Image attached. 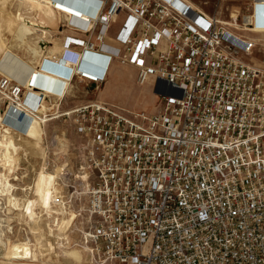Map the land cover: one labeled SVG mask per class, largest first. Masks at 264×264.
I'll list each match as a JSON object with an SVG mask.
<instances>
[{"label": "built area", "instance_id": "built-area-1", "mask_svg": "<svg viewBox=\"0 0 264 264\" xmlns=\"http://www.w3.org/2000/svg\"><path fill=\"white\" fill-rule=\"evenodd\" d=\"M240 1L225 21L189 0H50L63 22L48 60L68 75L44 76L61 90L38 62L22 82L0 73L23 115L57 110L74 78L98 88L114 60L154 78L155 111L89 99L60 113L81 140L89 264H264V40L245 35L264 0Z\"/></svg>", "mask_w": 264, "mask_h": 264}, {"label": "rangeland", "instance_id": "rangeland-1", "mask_svg": "<svg viewBox=\"0 0 264 264\" xmlns=\"http://www.w3.org/2000/svg\"><path fill=\"white\" fill-rule=\"evenodd\" d=\"M195 2L211 13L217 9L220 19L225 21L229 20L230 13H241L245 8L240 0ZM22 4V0H0V73L12 77L18 75L14 78L21 82L27 79L26 74L15 62L9 63L4 59L7 50L12 59L18 57L34 66L40 59L39 55L48 52L47 47L59 46L57 37H60L59 32L54 30L43 38L40 36L42 29L38 28L25 35V39L17 38L11 20ZM122 18L123 15H120L118 20ZM58 21L60 26L63 17L60 16ZM253 30L261 31L264 28L255 27ZM245 35H256L258 40H264L260 34L245 32ZM11 54H16V58ZM135 70L130 64H120L114 60L108 66L107 81L98 88L91 84L73 82L70 95L62 100L57 110L43 103L28 118L29 128L23 131L22 127H13L12 124L11 136L19 142L21 148L17 151L11 171L0 161V264H89L86 251L77 245L87 224L86 216L83 215L85 184L81 179L82 173L78 171L81 140L73 130L70 117L60 113L84 99H100L126 113L155 111L160 99L155 94L157 87H154V78L150 76L144 84L139 85L131 78ZM4 109L5 102L0 97V114L4 115ZM48 110L52 117L47 118ZM11 122L10 118L6 123L11 126ZM20 131L25 138L20 136ZM4 179L13 184L9 193L6 192ZM52 186L55 192L51 191ZM28 209L35 213L33 217L28 214ZM22 241H26L27 249H30L25 255L27 258L8 259L7 248Z\"/></svg>", "mask_w": 264, "mask_h": 264}, {"label": "bare ground", "instance_id": "bare-ground-1", "mask_svg": "<svg viewBox=\"0 0 264 264\" xmlns=\"http://www.w3.org/2000/svg\"><path fill=\"white\" fill-rule=\"evenodd\" d=\"M22 1L24 3V4H22V7L19 8L16 11V13L13 14V20H11V21H13V24L11 23L12 25L11 24H8L7 25V26H10L11 25V26H13V28H15V32H16L17 38L23 39L25 35L31 34L36 29L38 30V28H41L42 29L41 30V32H42L41 34L42 35H40V36H42L43 38L46 37L47 35L51 34V31L57 30L59 32V28H60V26L62 24V21L60 22V26H59V21L58 20H59V17L61 15L59 16V13H56L52 9V7H50V5L48 6V3H50V0H22ZM69 12H71V11H69ZM9 17H11V16H9ZM12 31H10V32L12 33ZM252 31H255V30H252ZM52 33H54V32H52ZM59 34H60V32H59ZM59 50H60V48L58 49L57 46L50 45L49 47H47V51H48L47 53H45L43 55L42 53L44 52V50L42 51V53H41L42 55H39L40 56V59L38 61V65L36 67L37 70H38V72H41L43 75H45V73H44L45 68L43 69V67L40 65V63L43 60L50 62L48 60V58H49L48 55L49 54H52V53H55V52H58ZM11 55L12 56H15L16 54L15 55L11 54ZM16 56H15V58H16ZM4 59H6L9 63L10 62H12V63L15 62L18 66H20L24 70V73L26 74L27 79L29 78L32 69H34V66L33 65H31L29 62L27 63V62L23 61L21 58H18L17 57L16 60L12 59L10 57V51H8V50L6 52V57ZM46 74H48V73H46ZM65 91H66V89H65ZM22 107H23L22 110H26V112H28V108L26 106H22ZM31 113H32V115L34 114L33 111ZM32 115H30L28 113H25L23 115V113L20 110H18L16 108L9 107V106L8 107H5V109H4V115L0 114V126H1V128H0V161L2 162V164L4 166L7 167L8 171H11L13 169L12 166L14 165L13 162L16 161L17 151H18V149L21 148V146H19V142L16 141V140H14L12 138V136H11V133H12V124H13V127H16L17 125H18L19 128L22 127V129L24 131L26 128H29L30 124H29V119L28 118L31 117ZM10 118H11V121H12L11 122V126H9L6 123L7 120L10 119ZM41 120H42V118H41ZM43 120H45V118H43ZM22 122H24L25 125ZM19 128H17L18 131H19ZM19 133H20V136L21 137H24L23 136L24 133L22 131H20ZM1 167H2V165H1ZM4 180H5V184L7 186L6 192L9 193L10 188H12V185L13 184H10L8 182V180L6 181V179H4ZM1 181H2V179H1ZM4 189L5 188H3V190ZM54 190H55V188L53 189V186H52L51 187V191L53 192ZM13 199H14V197H13ZM13 199H10V200H13ZM24 205H27V203H25ZM32 208H34V207H32ZM31 210L32 209H28V211H29L28 214L30 215V217H33V215L35 213L33 211H31ZM33 223H34V218H33ZM35 231H37V230H35ZM18 242L11 244L7 248V256H8V259H17V260L18 259H21L22 260V259H26L27 258L25 255H26V253L30 252V249L29 248L27 249V243H26V241L25 242L22 241L20 243H18ZM17 264H22V263L21 262H17Z\"/></svg>", "mask_w": 264, "mask_h": 264}, {"label": "crops", "instance_id": "crops-1", "mask_svg": "<svg viewBox=\"0 0 264 264\" xmlns=\"http://www.w3.org/2000/svg\"><path fill=\"white\" fill-rule=\"evenodd\" d=\"M64 1H66V2H68V3H70V4H74V3H76V0H64ZM83 1L85 2L86 0H81V2L79 3V5H80V7L84 10V11H86V12H90V13H92L93 11H94V9H93V7H87L84 3H83ZM191 3H193L196 7H199L200 9H202L204 12H206V13H210V12H208V11H206L205 9H203L202 7H200V5L199 4H197L196 2H195V0H189ZM254 12H255V24H256V27L257 28H264V6L263 5H257V6H255V8H254ZM119 20L117 21V22H115L114 24H112L111 25V28H110V30H109V36L110 37H112L113 35H114V33L117 31V29H118V26H119ZM73 23H75V24H77V25H81L80 24V22H73ZM67 30V29H66ZM65 29H64V32H67ZM68 32H70V31H68ZM251 34H260V35H262V37L264 38V30H255L254 32H251ZM255 36L256 35H254V36H252L251 35V37H253V38H255ZM58 38V41H59V43H60V41H61V35H60V37L58 36L57 37ZM107 43L108 44H110V45H112L113 44V42L111 41V40H107ZM57 48L59 49V46H57ZM96 60H97V62L98 63H101V61H102V59L101 58H95ZM111 63H113V61L111 62ZM110 63V64H111ZM40 65L43 67V69L45 68V71L44 72H48V74L49 73H51L52 75H57V76H61V77H66L67 75H68V72H67V70H65V69H63V68H61V67H59V66H56L55 64H53V63H51V62H48V61H45V60H43L41 63H40ZM134 69H136V67H134V66H132ZM41 68V67H40ZM137 70V69H136ZM136 70H135V72L133 71L132 73H131V78L132 79H135V76H136ZM107 78H108V72H107V76H106V80H105V82L107 81ZM74 82H76V79L74 78ZM104 82V83H105ZM39 83L41 84V86L42 87H44V88H51V89H53V90H56V91H60L61 90V87H62V83L61 82H59V81H57V80H55V79H52V78H50V77H47V76H40V81H39ZM72 89V84H68L67 86H66V91H65V98L66 97H68L70 94H69V92H70V90ZM64 98V99H65ZM87 100H89V99H84V100H81L80 102H78V103H76L75 105H77V104H79V103H81V102H86ZM75 105H73V106H75ZM72 106V107H73ZM71 107V108H72ZM70 109V108H69ZM66 110H68V109H66ZM21 117V116H20ZM19 117V118H20ZM21 119V118H20ZM22 123H24V122H22ZM24 125H25V123H24Z\"/></svg>", "mask_w": 264, "mask_h": 264}, {"label": "snow or ice", "instance_id": "snow-or-ice-1", "mask_svg": "<svg viewBox=\"0 0 264 264\" xmlns=\"http://www.w3.org/2000/svg\"><path fill=\"white\" fill-rule=\"evenodd\" d=\"M57 6H59V5H57Z\"/></svg>", "mask_w": 264, "mask_h": 264}]
</instances>
